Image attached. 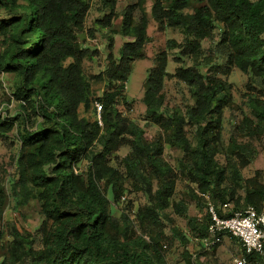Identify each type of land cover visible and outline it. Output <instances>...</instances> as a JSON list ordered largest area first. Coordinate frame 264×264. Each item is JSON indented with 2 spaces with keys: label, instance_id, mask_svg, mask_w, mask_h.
<instances>
[{
  "label": "trees",
  "instance_id": "trees-1",
  "mask_svg": "<svg viewBox=\"0 0 264 264\" xmlns=\"http://www.w3.org/2000/svg\"><path fill=\"white\" fill-rule=\"evenodd\" d=\"M195 1L201 6L185 13ZM0 8L11 15L7 21L0 20V32L11 33L9 47L0 55V70L15 75L14 96L32 101L33 108L43 118L33 133L20 131L23 148H29L37 159H42L45 144L50 143L51 148L44 159V166L48 167L33 177L46 190L45 219L38 232L42 247H35L36 236L21 232L13 222H8L13 240L8 257L1 264H165L156 240L150 245L142 236H128L129 228L122 237L110 233L114 221L107 210L109 200L97 182L101 178L106 180L107 188L112 186L119 199L121 180L105 171V162L121 148L127 133H131L134 136L131 153L126 157L128 173L140 186L144 184L148 198L152 195L150 187L147 188L148 179H155L158 184L150 199L151 206L140 210L137 216L146 230L152 223H145L159 219L175 194L178 174L164 159L162 139L148 141L142 131L131 128L128 120L115 109L119 102L126 100L124 91L132 64L144 58L150 40L144 0L130 3L123 10L122 30L132 33V41L124 43L119 57L110 52L104 71L92 77L105 86L102 97L96 99L102 104V124L79 119L77 115L80 106L90 108L93 103L91 81L85 76L82 64L85 57L96 53L77 42L89 5L84 0H0ZM151 11L161 28L183 30L187 39L181 50L184 55L200 53L201 42L212 36L218 24L222 28L218 45L225 62L208 63L212 72L208 75L199 67L176 71L177 78L196 89V104L187 115L163 108L161 92L168 76L166 52L155 58L149 70L144 83V102L146 117L164 132L170 147L181 149L193 181L199 184L202 194L210 196L218 214L223 216L222 204L234 200L235 188H243L241 172L234 169L231 179L234 187L225 185V170L215 159L212 121L199 128L197 151H192L185 125L187 117L188 121L199 122L219 113L228 102L229 86L217 76L218 70L224 68L228 73L230 66L237 67L264 85V0H155ZM113 18L114 13H110L100 23L109 26ZM171 45L176 43L169 41L168 46ZM252 109L258 118L252 131L258 133L263 129L264 109L258 110L254 103ZM244 120L250 121L247 117ZM1 127L9 130L12 124L0 119ZM96 141L102 150L88 152ZM83 159L90 164L87 178L80 180L74 165ZM146 172L149 173L147 181ZM245 189L244 205L237 200L234 209L252 206L264 213V186L255 182ZM14 196L17 204H21L17 190ZM4 208L5 195L0 189V220H3ZM211 220L207 213L201 224L190 220V225L199 237H204ZM257 260L263 261L256 255H248V263Z\"/></svg>",
  "mask_w": 264,
  "mask_h": 264
},
{
  "label": "rangeland",
  "instance_id": "rangeland-1",
  "mask_svg": "<svg viewBox=\"0 0 264 264\" xmlns=\"http://www.w3.org/2000/svg\"><path fill=\"white\" fill-rule=\"evenodd\" d=\"M84 1L89 5V9L77 42L83 48L96 53L85 57L82 64L85 76L91 81L93 103L90 108L80 106L77 115L79 119L86 118L93 122L99 121L95 102L102 97L105 86L103 83L92 80V77L104 71L110 52L117 58L120 56L124 43L132 41V33L122 30V14L128 4L137 3L138 0ZM154 1L144 0L149 20L147 33L150 39L145 47V56L132 64V73L124 91L126 100L119 102L115 109L128 120L131 128L142 131L148 141L162 139L164 159L178 174L175 194L171 205L161 212L159 219L145 223H152V226L149 225L146 230L137 216L140 210L151 206L150 199L152 200L158 184L155 179H148L149 173L146 172L145 178L146 181L148 179L149 185L147 188L150 187L152 193L148 198L143 189L144 184L140 186L128 173L126 157L131 153L134 135L127 133L121 148L111 154L105 162V171L121 180L119 184L122 192L119 199H116L112 186L107 188L106 180L101 178L97 181L101 191L109 200L107 210L114 221L109 231L113 236L122 237V233L129 228L126 230L128 236H142L150 245H153L156 240L160 245L165 264H234V260L242 255V245L232 236L224 234L216 247L208 251L202 249L198 232L191 227L190 220L201 224L206 219L208 205L203 198L204 192L188 173L185 156L181 149L170 147L165 142L164 132L146 117L147 105L144 102V83L149 70L155 58L162 52H166L168 76L165 77L161 92L163 108L166 111L178 110L187 115L196 104V89L177 78L176 71L179 68L199 67L202 73L208 75L212 73L209 70L211 65L208 63L212 62L213 65L225 62L224 53L218 45L222 28L218 24L212 36L201 42V51L197 55L181 54L187 41L186 35L180 28L159 26L152 16L151 8ZM199 6L201 4L195 1L191 8L185 10V13H192ZM110 13H114L111 24L102 25L100 20ZM138 15L137 11L136 17ZM10 18L11 15L0 8V20L7 21ZM10 35L11 33L0 32V55L9 47ZM169 41L175 42L176 45L168 46ZM229 69L228 73L223 71L224 68L217 71V76L229 86L228 102L222 106L219 113L206 116L205 119L201 118L199 122L188 121L187 117L185 131L192 151H197L199 128H203L209 120L214 123L212 132L215 159L225 170L224 175L227 177L225 185L234 187L231 179L235 168L239 169L242 175L243 188H235V197L231 201V205L235 206L237 200H240V205H244V197L247 193L245 187L255 182L264 186V125L258 133L252 131L258 124L252 103L258 110L263 111L264 85L242 69L232 66ZM16 87L15 75L0 70V119L12 124L9 130H6V127L0 128V189L5 195L4 215L3 220H0V264L7 259L13 240L8 222H13L21 232L27 231L36 236L35 247L40 249L42 240L39 241L38 232L45 219L43 197L46 190L38 186L33 181V177L37 171L48 167L46 164L44 166V159L46 160V152L48 154L50 152V143L45 144L42 159H37L29 148H23L20 131L24 133L26 130L33 133L43 123V118L33 108L32 101L18 100L14 96ZM245 117L250 121H245ZM14 118L16 120H12ZM245 124L247 127H244ZM101 150L102 146L97 141L88 148V152L94 153H99ZM89 164L87 159H83L74 165L75 174L80 180L87 178ZM14 190L20 193L21 204L15 201ZM177 209H182V212ZM248 264H264V260L251 261Z\"/></svg>",
  "mask_w": 264,
  "mask_h": 264
},
{
  "label": "built area",
  "instance_id": "built-area-1",
  "mask_svg": "<svg viewBox=\"0 0 264 264\" xmlns=\"http://www.w3.org/2000/svg\"><path fill=\"white\" fill-rule=\"evenodd\" d=\"M95 108L102 124V104L96 101ZM203 197L212 220L206 236L198 238L202 249H213L220 243L222 235L227 234L242 245V255L234 260V264H248V255H256L264 260V213H259L252 206L235 210L231 203H224L220 207L223 216H220L210 196L203 194Z\"/></svg>",
  "mask_w": 264,
  "mask_h": 264
}]
</instances>
